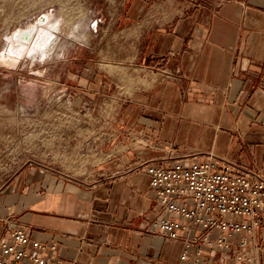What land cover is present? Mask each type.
I'll return each instance as SVG.
<instances>
[{
    "label": "crops",
    "instance_id": "0c3cea01",
    "mask_svg": "<svg viewBox=\"0 0 264 264\" xmlns=\"http://www.w3.org/2000/svg\"><path fill=\"white\" fill-rule=\"evenodd\" d=\"M143 1L145 22L129 24L134 100L60 168L32 162L1 188L0 239L22 226L62 264H178L184 240L151 230L143 164L212 155L264 175V0ZM246 237L227 254L195 245L190 261L264 264V221Z\"/></svg>",
    "mask_w": 264,
    "mask_h": 264
},
{
    "label": "rangeland",
    "instance_id": "374dc122",
    "mask_svg": "<svg viewBox=\"0 0 264 264\" xmlns=\"http://www.w3.org/2000/svg\"><path fill=\"white\" fill-rule=\"evenodd\" d=\"M143 5V0H0V190L32 162L60 168L80 150L75 142L91 126L122 116L121 109L134 100L130 58L136 45L129 24L145 22L151 8L144 11ZM154 13L148 22L161 21V12ZM73 21H80L81 36L67 34ZM41 26L58 35L42 59L30 53L32 41L19 36L27 31L34 36ZM9 45L21 53L13 54Z\"/></svg>",
    "mask_w": 264,
    "mask_h": 264
},
{
    "label": "built area",
    "instance_id": "2783aa9c",
    "mask_svg": "<svg viewBox=\"0 0 264 264\" xmlns=\"http://www.w3.org/2000/svg\"><path fill=\"white\" fill-rule=\"evenodd\" d=\"M156 215L151 230L171 239L184 240L178 264H199L190 261V248L215 246L224 254L233 246L245 247L264 221V175L234 163L208 156L204 160H175L171 164L147 162ZM55 248V245H52ZM48 246L24 227L18 226L9 236L0 239V264H62L48 257ZM238 259L248 260L239 255ZM245 264V263H244Z\"/></svg>",
    "mask_w": 264,
    "mask_h": 264
},
{
    "label": "bare ground",
    "instance_id": "6f19581e",
    "mask_svg": "<svg viewBox=\"0 0 264 264\" xmlns=\"http://www.w3.org/2000/svg\"><path fill=\"white\" fill-rule=\"evenodd\" d=\"M80 25H81L80 21L70 22V24L67 25L68 28L67 34L72 36H81V31L79 29ZM45 28H42V26L38 30H36L37 29L36 28L35 30L37 31V34L33 36L32 40H30L32 41V45H34L30 53L32 54L33 57H38L40 59L44 58L50 52H52V50L56 46V41L58 37L57 33L55 34L52 30ZM60 28H65V27L61 26ZM20 45L22 50L26 48L25 44L20 43ZM13 47H10L9 45V48L11 49L10 52H12L15 55H19L21 52L19 53L17 49L14 50L15 47L14 48Z\"/></svg>",
    "mask_w": 264,
    "mask_h": 264
},
{
    "label": "water",
    "instance_id": "95a60500",
    "mask_svg": "<svg viewBox=\"0 0 264 264\" xmlns=\"http://www.w3.org/2000/svg\"><path fill=\"white\" fill-rule=\"evenodd\" d=\"M43 18H46V17H43ZM42 20V19H41ZM23 40L25 41H30V39L32 38L33 36V33L31 31H27V33H24L22 35H19Z\"/></svg>",
    "mask_w": 264,
    "mask_h": 264
}]
</instances>
